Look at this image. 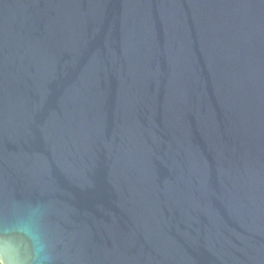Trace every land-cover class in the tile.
I'll return each mask as SVG.
<instances>
[{
	"label": "water",
	"instance_id": "95a60500",
	"mask_svg": "<svg viewBox=\"0 0 264 264\" xmlns=\"http://www.w3.org/2000/svg\"><path fill=\"white\" fill-rule=\"evenodd\" d=\"M54 264H264V0H0V227Z\"/></svg>",
	"mask_w": 264,
	"mask_h": 264
},
{
	"label": "clouds",
	"instance_id": "9594fccd",
	"mask_svg": "<svg viewBox=\"0 0 264 264\" xmlns=\"http://www.w3.org/2000/svg\"><path fill=\"white\" fill-rule=\"evenodd\" d=\"M44 214L32 208L13 225L0 227V264H54L42 228Z\"/></svg>",
	"mask_w": 264,
	"mask_h": 264
}]
</instances>
